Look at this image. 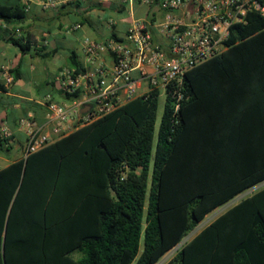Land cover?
Segmentation results:
<instances>
[{
  "label": "trees",
  "instance_id": "trees-1",
  "mask_svg": "<svg viewBox=\"0 0 264 264\" xmlns=\"http://www.w3.org/2000/svg\"><path fill=\"white\" fill-rule=\"evenodd\" d=\"M25 14L0 6L10 22ZM226 44L186 72L179 112L167 96L157 135L156 90L0 169V264H157L209 213L263 182L264 16L250 12ZM193 107L208 121L209 150L178 166ZM165 264H264V187Z\"/></svg>",
  "mask_w": 264,
  "mask_h": 264
},
{
  "label": "built area",
  "instance_id": "built-area-1",
  "mask_svg": "<svg viewBox=\"0 0 264 264\" xmlns=\"http://www.w3.org/2000/svg\"><path fill=\"white\" fill-rule=\"evenodd\" d=\"M56 1L47 0L44 6ZM137 1L157 6L164 13L163 19L152 22L136 18L124 37L99 41L86 36L88 65L82 70L63 67L56 77L65 100L57 101L51 94L43 98L47 119L42 124L33 112L19 119L27 134L25 156L156 90L170 96L175 113L179 112L185 98L186 72L225 51L232 26L246 23L250 12L264 16V0ZM154 25L168 39L167 47L154 41ZM106 55L111 57V63ZM3 75L8 84L13 82L14 76L7 68ZM0 137L7 144L13 138L6 124L0 128Z\"/></svg>",
  "mask_w": 264,
  "mask_h": 264
},
{
  "label": "crops",
  "instance_id": "crops-1",
  "mask_svg": "<svg viewBox=\"0 0 264 264\" xmlns=\"http://www.w3.org/2000/svg\"><path fill=\"white\" fill-rule=\"evenodd\" d=\"M46 1L0 0V6H20L26 12L25 17L11 22L0 15V128L6 124L13 132V138L7 144L9 147L0 148V169L25 157L27 134L20 127L19 119L33 112L38 123L42 124L47 119L43 98L51 94L57 101L65 100L56 79L60 70L73 66V58L82 67L88 65L84 51L86 36L99 41L111 36L124 37L134 19L156 22L164 17L157 6L137 0H58L53 5L44 6ZM76 25L79 27L74 28ZM152 32L157 44L168 46V39L155 25ZM13 39L23 43L29 41L31 48L24 51ZM106 59L112 62L109 55ZM5 68L14 76L10 84L3 75ZM260 105H263L259 110L264 117V100ZM254 110H258L257 107ZM188 115V125L172 160L173 163L179 157L178 166L186 165L193 151L204 153L209 150L206 117L198 107H193ZM263 187L264 181L222 205L224 207L202 228L240 199Z\"/></svg>",
  "mask_w": 264,
  "mask_h": 264
},
{
  "label": "rangeland",
  "instance_id": "rangeland-1",
  "mask_svg": "<svg viewBox=\"0 0 264 264\" xmlns=\"http://www.w3.org/2000/svg\"><path fill=\"white\" fill-rule=\"evenodd\" d=\"M166 99H167V96L162 91L160 93V97H159V110H158V119H157V124H156V135H157V132H158V129L160 126L161 118H162L163 113H164ZM230 201H232V200H230ZM224 206H221V207L217 208L216 210L212 211L211 213H209V215L206 216L199 223V225L196 227V229L193 232H191L185 239H190L194 234H196L202 228V226L205 225L209 221V219H211ZM181 245H182V243H180L178 246H176L171 251H169L167 254H165L157 264H165L167 261H169L176 254V252L178 251L179 247H181ZM74 256L75 257H81V254L75 253Z\"/></svg>",
  "mask_w": 264,
  "mask_h": 264
},
{
  "label": "water",
  "instance_id": "water-1",
  "mask_svg": "<svg viewBox=\"0 0 264 264\" xmlns=\"http://www.w3.org/2000/svg\"><path fill=\"white\" fill-rule=\"evenodd\" d=\"M188 239H184L181 243L183 244L185 241H187Z\"/></svg>",
  "mask_w": 264,
  "mask_h": 264
}]
</instances>
